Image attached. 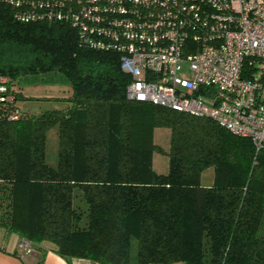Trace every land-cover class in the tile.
Returning a JSON list of instances; mask_svg holds the SVG:
<instances>
[{"label": "trees", "instance_id": "1", "mask_svg": "<svg viewBox=\"0 0 264 264\" xmlns=\"http://www.w3.org/2000/svg\"><path fill=\"white\" fill-rule=\"evenodd\" d=\"M50 72L71 86L54 98L65 108L12 120V107L0 105V228L39 252L36 264L42 243L69 264H264V148L210 118L128 100L117 54L0 5V76ZM55 126L51 166L46 135ZM156 128L169 129L167 150L153 142ZM155 152L168 158L165 174L153 170Z\"/></svg>", "mask_w": 264, "mask_h": 264}, {"label": "built area", "instance_id": "2", "mask_svg": "<svg viewBox=\"0 0 264 264\" xmlns=\"http://www.w3.org/2000/svg\"><path fill=\"white\" fill-rule=\"evenodd\" d=\"M16 20L68 25L80 46L119 56L126 98L210 118L264 148V0H0ZM0 76V105L18 119ZM21 259L30 253L18 244Z\"/></svg>", "mask_w": 264, "mask_h": 264}, {"label": "rangeland", "instance_id": "3", "mask_svg": "<svg viewBox=\"0 0 264 264\" xmlns=\"http://www.w3.org/2000/svg\"><path fill=\"white\" fill-rule=\"evenodd\" d=\"M12 85L14 90L21 93L24 98L17 101L16 106L25 115H39L47 110L63 109L66 107L65 103L54 98H66L71 93V86L65 78L61 74L51 72L24 76L14 80ZM46 136V162L51 166H55L58 148L57 127L51 128ZM169 136L170 131L168 128H156L153 133V142L167 150L169 147ZM152 167L156 173L165 174L168 170L167 156L155 152L152 157ZM212 179V169L206 170L201 176V185L204 187L211 185ZM80 206L82 209L85 208L82 203H80ZM262 232H264V224L259 229V233ZM1 239L2 230L0 229V241ZM135 254L136 240L133 239L131 246L132 258L135 257Z\"/></svg>", "mask_w": 264, "mask_h": 264}, {"label": "crops", "instance_id": "4", "mask_svg": "<svg viewBox=\"0 0 264 264\" xmlns=\"http://www.w3.org/2000/svg\"><path fill=\"white\" fill-rule=\"evenodd\" d=\"M2 230V239L0 241V264H36L39 260V252L33 251L21 259L19 257L20 250L18 248L19 238L14 234H6ZM41 247L46 251L44 259L41 264H69L63 258L56 255L49 244L42 243ZM70 264H95L85 260L75 259ZM182 264V263H173Z\"/></svg>", "mask_w": 264, "mask_h": 264}]
</instances>
